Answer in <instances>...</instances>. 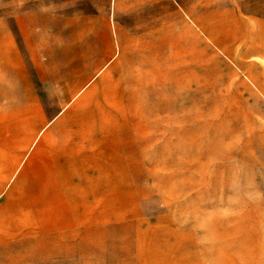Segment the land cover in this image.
I'll use <instances>...</instances> for the list:
<instances>
[{
    "label": "rangeland",
    "instance_id": "obj_1",
    "mask_svg": "<svg viewBox=\"0 0 264 264\" xmlns=\"http://www.w3.org/2000/svg\"><path fill=\"white\" fill-rule=\"evenodd\" d=\"M0 264H264V0H0Z\"/></svg>",
    "mask_w": 264,
    "mask_h": 264
}]
</instances>
